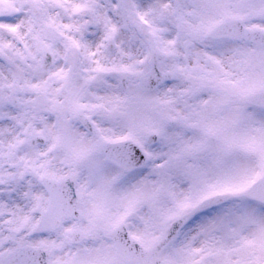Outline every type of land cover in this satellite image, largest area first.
Segmentation results:
<instances>
[{
    "label": "snow or ice",
    "instance_id": "6c2138e0",
    "mask_svg": "<svg viewBox=\"0 0 264 264\" xmlns=\"http://www.w3.org/2000/svg\"><path fill=\"white\" fill-rule=\"evenodd\" d=\"M0 264H264V0H0Z\"/></svg>",
    "mask_w": 264,
    "mask_h": 264
}]
</instances>
